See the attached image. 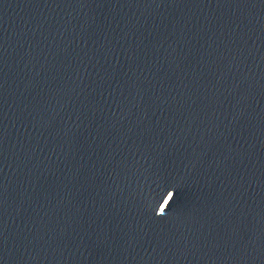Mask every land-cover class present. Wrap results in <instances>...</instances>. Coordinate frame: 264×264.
<instances>
[{
	"label": "clouds",
	"instance_id": "obj_1",
	"mask_svg": "<svg viewBox=\"0 0 264 264\" xmlns=\"http://www.w3.org/2000/svg\"><path fill=\"white\" fill-rule=\"evenodd\" d=\"M165 212L164 211H159L157 212V215H163Z\"/></svg>",
	"mask_w": 264,
	"mask_h": 264
},
{
	"label": "snow or ice",
	"instance_id": "obj_2",
	"mask_svg": "<svg viewBox=\"0 0 264 264\" xmlns=\"http://www.w3.org/2000/svg\"><path fill=\"white\" fill-rule=\"evenodd\" d=\"M161 211H163V209H161Z\"/></svg>",
	"mask_w": 264,
	"mask_h": 264
}]
</instances>
